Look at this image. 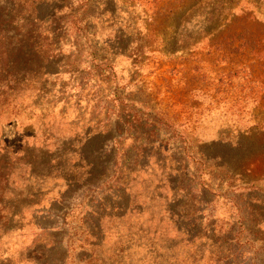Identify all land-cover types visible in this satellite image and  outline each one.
<instances>
[{
  "label": "rangeland",
  "instance_id": "obj_1",
  "mask_svg": "<svg viewBox=\"0 0 264 264\" xmlns=\"http://www.w3.org/2000/svg\"><path fill=\"white\" fill-rule=\"evenodd\" d=\"M50 4L54 7L48 13L49 18L58 12V7L63 6L61 14H65L71 6L75 14L79 12L77 24L75 19L70 21L74 27L61 34L63 47L59 61L46 66L47 75L36 86L44 92L38 110L48 114L46 125L41 127L43 116L39 111L33 116L30 110H23L19 117H13L10 112L0 119V138L5 132V144L14 148L13 158L20 157L26 149L37 152L47 147L54 152L59 142L75 139V144L83 146L90 160H101L112 168L117 155L119 162L125 158L120 153L123 150H130L137 142L138 146L152 142L144 134L150 127L127 135L126 123L120 127L122 134L114 130L120 109L125 117L135 113L161 128L157 136L159 141H164L162 158L169 164L173 160L183 162L189 165V174L197 177L195 168L208 163L199 174H203L202 181L214 182V186L227 173H231V179L239 180L231 182L236 190L227 182L221 183L222 187L214 194L212 212H206V216L212 215V220H216L218 229L232 227L237 222V211L232 208L230 198L253 184L264 190V0H202L188 4L174 18L167 15L175 7V0H53ZM159 6L163 15H157ZM232 6L238 7L233 13L237 20ZM215 7L221 14L218 28H223L224 36L239 31L237 23L244 19L239 7L249 12L258 10L260 22L250 21L254 25L251 30L254 38L262 41L256 52L249 47L236 52L234 48L240 44L236 42L233 47L210 49L202 45L189 54L169 55L174 34L201 37L207 27L209 30L216 27L217 22L206 24L207 14ZM227 19L228 23H224ZM35 66H45L40 56ZM49 128L53 138H47ZM108 128H111L108 136L94 135ZM215 164L228 166L230 170L213 169ZM95 171L100 175L105 169L100 167ZM162 176L161 171L148 172L142 182L136 183V190H142L143 196L152 195ZM98 184L92 189L67 190L61 186L66 201L62 208L56 209L58 216L41 213L31 221L32 216L28 214L23 228H15L0 237V264H44L33 253L41 249L50 251V258L53 256L61 262L67 253L66 264H77L76 254L87 240V227L83 224L85 208L102 191ZM7 194L11 196V192ZM57 194L58 188L51 198ZM49 200L44 201L47 209L51 205ZM159 204V200H153V205L145 204L142 222L145 216L156 214L154 223L150 224L151 234L157 228L159 234L155 241L166 246L161 247L163 251L158 248L151 253L148 247L144 249L135 244L131 250L132 264H207L206 257L202 261L197 258L194 248L174 241L176 232L166 229L167 223L159 225L160 216H164V213L159 215ZM132 212L123 221L106 226L103 250L106 258L118 248L119 234L132 223V227L138 225ZM196 219L202 220L199 216ZM165 221H168L166 214ZM197 225L204 230V223ZM57 229L59 234H54L53 230ZM249 235L243 233L242 241H249ZM168 245L175 248L168 249ZM56 246L61 247L58 252ZM240 251L237 264L264 262V244L255 248L249 244ZM158 253L162 255L157 256ZM157 257L159 260L155 261Z\"/></svg>",
  "mask_w": 264,
  "mask_h": 264
},
{
  "label": "trees",
  "instance_id": "obj_2",
  "mask_svg": "<svg viewBox=\"0 0 264 264\" xmlns=\"http://www.w3.org/2000/svg\"><path fill=\"white\" fill-rule=\"evenodd\" d=\"M52 1L0 0V119L10 112L13 117L15 115L19 117V112L23 110H30L33 116L39 111L43 116L41 127L46 125L48 114L38 110L41 107L39 103L44 92L42 87L37 88L36 86L44 75H47L46 66L58 63L63 47L61 34L67 33L70 28L74 27L70 21L75 19V24H77V13H79L75 14L70 6L71 9L67 10V13L61 14L64 7L60 6L57 8L58 12H54L49 18L48 13L51 7H54L50 4ZM201 1L175 0L176 5L167 16L174 18L188 4L201 3ZM91 4L93 1L90 7ZM237 8V6H232V14ZM157 11V15H163L161 6ZM239 13L244 16L243 22L237 23L239 31L233 34L228 32L229 40L222 33L223 28H218L221 14L215 7L207 14L206 24L217 22L216 27L210 30L207 27L205 31H202L201 37H184L174 34L173 47L168 49V54H189L202 45H208L210 49H222L236 42L240 44L234 48V51L239 52L249 47L256 52L257 46L261 45L262 41L254 38L251 31L254 25H250V21L260 22L259 12L258 10L249 12L246 8L239 7ZM224 23H228V19L224 20ZM38 56L43 59L44 67L35 66ZM107 61L106 57L105 62ZM121 111L123 110L120 109L118 122L113 125L114 130L122 134L120 127L125 123L129 128L125 134L130 131L136 133L139 128L150 127L151 129L144 134L148 136V141L150 139L152 142L148 145L141 143L139 146L137 142L130 150H123L124 152L120 153H123L125 158L119 162L117 155L112 168L101 160H90V156L84 153L86 151L83 146L75 144L77 142L75 139L59 142L54 152L47 147L37 152L34 151L35 149H32V152L26 149L20 157L13 158L14 148L5 144L7 142L5 132H3L0 138V237L15 228H23L28 214L32 216L31 221L34 215L41 213L58 216L59 212L56 209L62 208L66 201L62 187L67 190L86 187L92 189L95 183H100L97 187L100 186L102 191L99 190L100 193L94 196L85 208L83 224L87 227V240L76 254L77 264H132L131 250L135 244L144 249L148 247L151 253L158 248L163 251L161 247L166 245L155 241L159 230L155 228L156 232L151 234L150 224L154 223L157 215L145 216L142 222L145 204L153 205V200L160 201L159 215L164 213V216H160L162 219L159 225L167 223L166 229L176 232L177 236L174 241H178L177 244H186L194 248L197 258L202 261L206 257L207 264H237L236 261L239 257L241 258L242 251L240 250L243 247L250 244L251 248H255L258 244H264V190L260 186L253 184L244 192L237 193L230 198L232 208L237 211V222L227 230L218 229L216 220H212V215L211 217L206 216V212H212L210 209L216 200L214 194L219 191L222 184L227 182V185L236 190L232 183H237L239 180L231 179V173H227L226 178H222L218 186H214L212 184L214 182L202 181L203 174H199L200 171H204L208 163L195 168L197 177L193 173V176L190 175L189 165H183V162L173 160L169 164L165 158H162L164 141H159L158 137L161 128L156 123L149 119L145 120L135 113H133L134 116L125 117ZM107 116L109 117V113ZM108 129L110 130L106 132H95L94 135L106 134L108 136L111 128ZM47 131L49 134L47 138H53L50 128ZM156 141L161 144H155ZM93 155L96 156V153L94 152ZM102 162L103 164L100 165ZM215 165L213 169L223 172L230 170L228 166ZM100 167H104L105 171L98 175L95 169ZM159 171L163 173L160 178L162 180L152 189V195L143 196L142 190H138L140 193L136 190V183L142 182L148 172L156 174ZM23 185L25 189H17ZM57 188L58 194L51 198V194ZM8 192H11V196L7 194ZM45 199H50L49 209L46 208ZM130 210H133L132 213L135 214V221H138V225L132 227V223L128 230L119 234L118 248H115L111 256L106 258L107 255L103 251L107 237L106 226L110 222L123 221L130 214ZM165 214L168 215V221H165ZM198 216L202 220H197ZM31 221L28 222L31 223ZM198 222L204 223V230L201 225L200 227L197 225ZM59 230H53V233L59 234ZM243 233L250 234L251 239L242 241ZM158 243L161 246H158ZM201 244L207 248V251ZM60 248L56 246L57 252ZM167 248L174 249L175 247L168 245ZM48 252L50 251L41 249L33 253L37 260L45 261L44 264H66L69 260L67 253L61 262L53 256L50 258ZM199 252L203 254L200 255ZM160 255L162 253L157 254V256ZM158 260L159 257L155 258V261Z\"/></svg>",
  "mask_w": 264,
  "mask_h": 264
}]
</instances>
